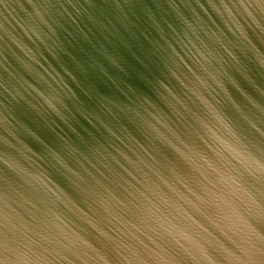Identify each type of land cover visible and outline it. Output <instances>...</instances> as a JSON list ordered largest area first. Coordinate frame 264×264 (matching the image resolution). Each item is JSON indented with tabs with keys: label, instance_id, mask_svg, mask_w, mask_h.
<instances>
[{
	"label": "water",
	"instance_id": "obj_1",
	"mask_svg": "<svg viewBox=\"0 0 264 264\" xmlns=\"http://www.w3.org/2000/svg\"><path fill=\"white\" fill-rule=\"evenodd\" d=\"M0 264H264V0H0Z\"/></svg>",
	"mask_w": 264,
	"mask_h": 264
}]
</instances>
